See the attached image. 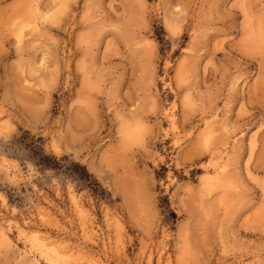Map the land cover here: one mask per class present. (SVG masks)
Listing matches in <instances>:
<instances>
[{"label":"clouds","instance_id":"9594fccd","mask_svg":"<svg viewBox=\"0 0 264 264\" xmlns=\"http://www.w3.org/2000/svg\"><path fill=\"white\" fill-rule=\"evenodd\" d=\"M257 107L264 0H0V264H264Z\"/></svg>","mask_w":264,"mask_h":264},{"label":"rangeland","instance_id":"374dc122","mask_svg":"<svg viewBox=\"0 0 264 264\" xmlns=\"http://www.w3.org/2000/svg\"><path fill=\"white\" fill-rule=\"evenodd\" d=\"M243 99L237 100L233 111H238ZM251 116L242 117L241 126L237 133L240 137L236 146V179L251 192L264 188V129L260 128L262 121L261 110L249 108ZM165 173L167 167L161 165ZM251 206L247 203L233 209L232 231L239 238L253 237L246 229L256 226L255 220L249 216ZM131 251V250H130Z\"/></svg>","mask_w":264,"mask_h":264}]
</instances>
